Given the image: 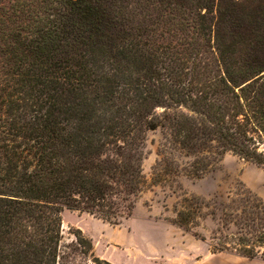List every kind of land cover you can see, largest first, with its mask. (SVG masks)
Listing matches in <instances>:
<instances>
[{
	"label": "trees",
	"instance_id": "1",
	"mask_svg": "<svg viewBox=\"0 0 264 264\" xmlns=\"http://www.w3.org/2000/svg\"><path fill=\"white\" fill-rule=\"evenodd\" d=\"M226 154L264 169V0H0V264H110L63 212L118 226L150 187L201 241L217 220L210 254L264 261L259 196L178 182Z\"/></svg>",
	"mask_w": 264,
	"mask_h": 264
},
{
	"label": "rangeland",
	"instance_id": "2",
	"mask_svg": "<svg viewBox=\"0 0 264 264\" xmlns=\"http://www.w3.org/2000/svg\"><path fill=\"white\" fill-rule=\"evenodd\" d=\"M160 139L159 132L148 134L147 156L143 162L148 181ZM178 182L187 196L206 201L216 199L227 204L228 196H232L239 184L264 201V169L231 154L224 155L216 170L202 179L193 181L180 176ZM182 199L181 191L173 193L167 188L150 187L141 196L132 217L118 226L86 214L64 211L61 234L64 241H69L71 233L80 230L91 239L95 256L110 264H264L261 259L248 260L231 253L210 254L208 244L217 229V220L206 217L195 228L205 241L184 232L173 224Z\"/></svg>",
	"mask_w": 264,
	"mask_h": 264
}]
</instances>
